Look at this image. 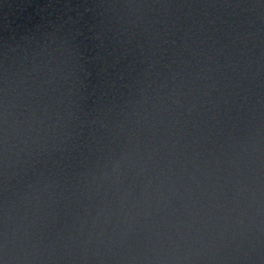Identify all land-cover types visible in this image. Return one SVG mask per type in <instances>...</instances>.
I'll return each mask as SVG.
<instances>
[{
    "label": "water",
    "instance_id": "obj_1",
    "mask_svg": "<svg viewBox=\"0 0 264 264\" xmlns=\"http://www.w3.org/2000/svg\"><path fill=\"white\" fill-rule=\"evenodd\" d=\"M0 264H264V0H0Z\"/></svg>",
    "mask_w": 264,
    "mask_h": 264
}]
</instances>
